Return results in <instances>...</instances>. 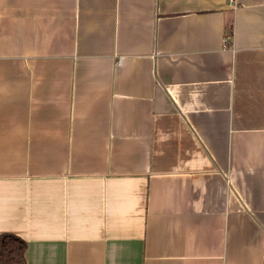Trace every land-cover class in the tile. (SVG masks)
I'll return each instance as SVG.
<instances>
[{"label":"crops","instance_id":"1","mask_svg":"<svg viewBox=\"0 0 264 264\" xmlns=\"http://www.w3.org/2000/svg\"><path fill=\"white\" fill-rule=\"evenodd\" d=\"M26 264H264V0H0V233Z\"/></svg>","mask_w":264,"mask_h":264},{"label":"trees","instance_id":"2","mask_svg":"<svg viewBox=\"0 0 264 264\" xmlns=\"http://www.w3.org/2000/svg\"><path fill=\"white\" fill-rule=\"evenodd\" d=\"M27 242L20 236L0 233V264H26Z\"/></svg>","mask_w":264,"mask_h":264}]
</instances>
